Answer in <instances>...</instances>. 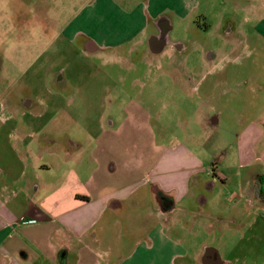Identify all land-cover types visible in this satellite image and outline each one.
<instances>
[{"label":"crops","instance_id":"crops-1","mask_svg":"<svg viewBox=\"0 0 264 264\" xmlns=\"http://www.w3.org/2000/svg\"><path fill=\"white\" fill-rule=\"evenodd\" d=\"M119 1L90 0L61 27L56 20L28 23L39 26L27 37L35 61L65 42L127 70L141 60L197 96L194 115L202 124L227 121L233 142L200 168L178 140L157 141L144 106L155 103L125 100V83L110 81L101 86L103 112H80L93 106L86 89L94 86L73 85L68 63L56 72L55 62L44 64V97L8 103L0 115L11 152L9 162L0 150V264H264V68L249 65L241 74L221 66L240 45L233 36L226 53L201 54L199 70L176 42L149 48L151 22L165 12L185 17L197 0ZM258 9L248 44L264 41V2ZM157 20L169 33L171 20ZM68 90L74 98L63 100Z\"/></svg>","mask_w":264,"mask_h":264},{"label":"rangeland","instance_id":"rangeland-1","mask_svg":"<svg viewBox=\"0 0 264 264\" xmlns=\"http://www.w3.org/2000/svg\"><path fill=\"white\" fill-rule=\"evenodd\" d=\"M89 1L0 0V115L7 114L8 103L11 106L20 98L44 97L43 86L47 82L44 64L49 66L50 62H55L56 65L52 68L56 72L68 63L66 75L73 85L82 86L84 82H89L94 86L90 85V89H86V92L88 91L86 96L91 98L93 106H80V112L102 113L103 108L99 104L102 97L101 86L107 85L110 81L115 84L123 82L128 87L127 95L122 96L125 100L137 95L142 102L150 100L155 103L144 106L152 113L151 124L158 142L167 143L174 138L196 158L200 168L208 166L211 161L219 157L220 148L233 142L232 134L225 127L227 121L220 122L215 128L202 124L199 121L201 117L194 115V110L198 106L197 96L193 93L187 94L173 85L175 79L170 73L162 74L163 72L157 71L154 67L146 66L140 59V61L136 59L135 67L128 70L118 64H103L99 59L84 56L76 48L75 43L72 45L68 42L63 44L60 51L50 50L49 54L44 53L41 57L38 56L37 62L35 61L37 51L28 47L27 37L38 34L39 26H30L28 23L41 19L50 25V19H54L61 27L75 14L80 13ZM197 2H200L199 6L190 10L185 17L168 15L166 12L162 14L163 17L171 20L169 40L190 52L188 63L190 67L196 70L203 67L201 58L203 53L215 55L232 49L233 42L230 37L233 36L240 40V45L237 50L225 54L221 66L232 70L238 68L241 74H244L249 65L255 69L264 68V41L250 39L248 44L243 40L253 33L260 11L258 5L264 0H197ZM116 3L122 5L119 0H116ZM36 8H42V17L33 14ZM47 28L51 34L55 33L49 26ZM150 30H156L153 21L148 27V31ZM126 47L127 45L123 46ZM145 48L146 46L141 50ZM253 48L257 51L256 55L250 54ZM241 77L244 79L245 76ZM210 79L209 76L207 80ZM61 95L63 100L74 98L73 91L69 90L63 91ZM46 96L48 99V95ZM67 127L68 123L64 124V128ZM7 131L6 127H0V150L8 152L7 160L10 162L11 152L7 148L9 143L5 137ZM221 133L224 136H221ZM12 159L15 164H19L16 159ZM17 169L15 172L12 170L14 175L19 174ZM203 176L201 170L197 177ZM129 220L133 222L135 218L130 217ZM130 228L135 230L134 227ZM193 246H199V241L196 240ZM223 247L222 251L226 253L227 247Z\"/></svg>","mask_w":264,"mask_h":264},{"label":"flooded vegetation","instance_id":"flooded-vegetation-1","mask_svg":"<svg viewBox=\"0 0 264 264\" xmlns=\"http://www.w3.org/2000/svg\"><path fill=\"white\" fill-rule=\"evenodd\" d=\"M42 10V8L40 9V8H36V11L35 12H33V14L34 15H38L39 16V18H40V16L42 17V15L43 14H41V11ZM36 13H39V14H36ZM73 18V17H72ZM72 18H70V19H72ZM69 19V20H70ZM160 19H162V20H164L165 19V17H160ZM39 22H40V24L41 23H43V22H45L44 20H41V19H37ZM51 20H54V19H50V21ZM156 23H154V25H155ZM157 25V24H156ZM155 25V26H156ZM149 37V38H148ZM148 46H149V48H151V49H158L159 47H160V43L162 42V41H164V43H165V46L167 45H174L173 43H170L169 42V38H168V30L167 29H165V28H161V27H159V28H156V30L155 31H152V32H150V34L148 35ZM176 45V44H175ZM178 45V44H177ZM178 48V47H177ZM21 88V87H20ZM10 97V96H9ZM15 99V98H14ZM29 99L30 98H28V97H23V98H20L19 99V104L20 105H24V104H27L28 103V101H29ZM15 103V102H14Z\"/></svg>","mask_w":264,"mask_h":264},{"label":"built area","instance_id":"built-area-1","mask_svg":"<svg viewBox=\"0 0 264 264\" xmlns=\"http://www.w3.org/2000/svg\"><path fill=\"white\" fill-rule=\"evenodd\" d=\"M209 173H211V170H209ZM22 222L25 223L26 221L22 218Z\"/></svg>","mask_w":264,"mask_h":264},{"label":"water","instance_id":"water-1","mask_svg":"<svg viewBox=\"0 0 264 264\" xmlns=\"http://www.w3.org/2000/svg\"><path fill=\"white\" fill-rule=\"evenodd\" d=\"M159 49V48H158Z\"/></svg>","mask_w":264,"mask_h":264}]
</instances>
